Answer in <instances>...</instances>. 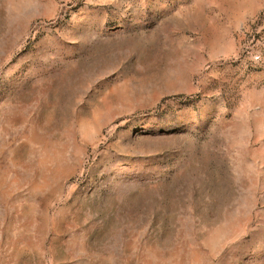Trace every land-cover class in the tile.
Listing matches in <instances>:
<instances>
[{
	"label": "rangeland",
	"instance_id": "374dc122",
	"mask_svg": "<svg viewBox=\"0 0 264 264\" xmlns=\"http://www.w3.org/2000/svg\"><path fill=\"white\" fill-rule=\"evenodd\" d=\"M0 264H264V0H0Z\"/></svg>",
	"mask_w": 264,
	"mask_h": 264
}]
</instances>
